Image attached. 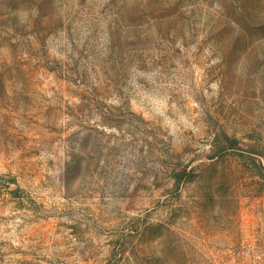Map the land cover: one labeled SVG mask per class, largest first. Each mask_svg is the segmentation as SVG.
<instances>
[{"label": "rangeland", "instance_id": "1", "mask_svg": "<svg viewBox=\"0 0 264 264\" xmlns=\"http://www.w3.org/2000/svg\"><path fill=\"white\" fill-rule=\"evenodd\" d=\"M0 264H264V0H0Z\"/></svg>", "mask_w": 264, "mask_h": 264}]
</instances>
